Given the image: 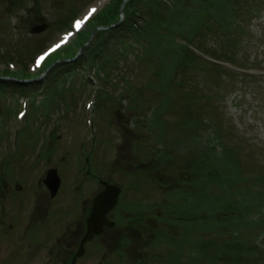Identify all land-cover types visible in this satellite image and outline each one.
Here are the masks:
<instances>
[{"label": "rangeland", "instance_id": "374dc122", "mask_svg": "<svg viewBox=\"0 0 264 264\" xmlns=\"http://www.w3.org/2000/svg\"><path fill=\"white\" fill-rule=\"evenodd\" d=\"M147 1L153 3L151 17L157 20L155 31L159 44H165V47L170 40H174L173 44L182 43L185 39L181 37V30L174 29L175 25L170 26L172 21H176L180 26L182 6L178 4L175 7L170 4L173 0ZM181 1L186 7L190 5L188 0ZM254 1L251 2L253 5L251 15L247 10L244 33L241 35L235 32L228 33L229 36L235 35L237 39L235 47L228 51L231 52L228 55L233 56L235 62L240 60L246 67L258 69L252 72L253 76L248 79L235 75L231 78L227 71L220 68H215L209 73L205 71L207 66L204 63L195 64L190 59H184L185 67L176 69L175 55L170 54L165 58L152 49V44H149L146 38L137 41L135 38L127 37L128 47L119 53L113 67H105L99 63L107 59L108 55L111 57L122 49V46H116L117 43L115 45L114 42L111 44L116 47L113 49L111 44L107 46L102 58L89 57L91 62L89 64L88 59L82 57L75 61V64H78L75 65V70L71 71L72 65H67V70L61 78L50 80L47 84L42 80L29 86H17L0 80V129L2 128L0 136L7 130L16 135L20 133L18 131L20 128H25L21 133L23 135L21 146L14 147L12 140L8 144L10 152L21 148L22 155L15 160L17 170H26L28 152L24 149L28 150L29 146L38 145V150L49 148L50 152L45 157L56 156L62 148L68 149L70 144H77L78 140L82 143L83 131L85 133L91 130V136L88 138L90 139L94 134L92 129L96 127L94 130L99 143L95 156L93 155L91 159L92 164L101 162L102 167H107L110 162L127 169L132 162L137 166L143 150L151 154L157 152L155 157L160 161L152 164L155 167L149 166L144 172L143 169L136 170L135 166L136 171L134 169L131 171L134 177L140 179L125 193L123 205L124 210H127L133 204L129 211L134 214L142 213L136 201L149 194L147 181L151 178L156 182L157 171H162V186L165 188L169 187L168 183L173 180L176 182L187 162L196 173L199 172L196 180L202 177L203 174H200L202 166L198 162L195 163L196 159L214 154L219 156L221 152V147L211 151L213 146L215 149L218 145L216 140L220 136L216 128L222 130V136L226 141L232 140L241 151L244 159L241 170L249 174L259 171L261 164L264 163V0ZM107 2L108 0H0V68L7 70L10 64H15L19 69V61H24L29 67L38 53L60 39L62 33L71 29L66 26L69 19L71 26L75 17H81L93 8L97 9L98 14ZM141 6L145 9L144 4ZM147 10L144 16L138 15L139 24H145L148 20ZM146 13L148 16H145ZM36 26H41L42 29L36 34H31V27ZM85 30L91 31L89 26ZM209 45H213L212 40L206 41L202 50L207 52ZM56 68L57 66H53L49 70L45 68L41 71L28 68V73L38 78L46 76L47 79H53ZM0 74L7 80L17 83L33 81L20 79L22 74L18 71H0ZM96 89H99L98 96L94 95ZM27 95L32 102L36 99L35 104H31L26 98ZM21 100L28 103L31 111L24 121L17 119V112L24 109L23 104L20 106ZM87 112L93 116L91 117L93 124L87 121L90 117ZM216 123L219 125L214 127ZM86 145L89 146L88 143ZM1 146L0 142V155L5 150V147ZM150 157L151 155L149 160ZM15 161L10 164L14 179L19 174L14 173ZM68 163L70 164V161ZM205 168H208L207 165ZM124 172L125 170L117 171V178L124 176ZM200 179L199 184L203 178ZM196 180L193 185L198 191ZM212 186L214 188V185H210ZM182 191V187H171L162 192L165 200L162 203V211L164 208L165 212L162 213L160 221L162 249L169 243V237L172 235L176 238L169 245L175 251L198 254L193 244H199L200 239L208 231L203 230L200 236L199 225L176 220L171 210L166 211L168 203L178 201ZM0 194L1 199L3 189ZM208 201L209 199L205 197L204 202ZM197 206L198 202L194 203L191 213H195ZM182 214L175 213L181 215L180 218L183 220L186 216L188 219L193 217L198 221L204 219L197 214L193 216ZM8 217L10 214L6 218ZM2 232L5 230L2 229ZM163 237L166 242L163 241ZM17 253L15 243L1 233L0 264H15ZM164 255L162 250V264H178L179 260L173 261L170 257L166 260ZM212 256L215 257L213 252L207 253L205 258L198 260V264H228L227 261L221 262L224 259L218 262ZM237 256L239 257V254L235 257ZM246 257L249 263L255 260L248 254ZM189 264H197V258L190 260Z\"/></svg>", "mask_w": 264, "mask_h": 264}, {"label": "trees", "instance_id": "16d2710c", "mask_svg": "<svg viewBox=\"0 0 264 264\" xmlns=\"http://www.w3.org/2000/svg\"><path fill=\"white\" fill-rule=\"evenodd\" d=\"M123 1L114 0L119 6ZM252 1L255 2L254 0H188L190 5L186 7L182 1L173 0L170 4L175 7L178 4L181 5L183 16L180 26L176 21L170 22V26L175 25L174 29L176 30L179 28L181 37L186 42L183 44L175 42L176 44H173L174 40H170L167 46L164 47L165 44H159L160 41L157 39L158 36L155 31L157 20H155V17H151L154 8L151 6L153 3L147 0H131L127 6V20L117 28L101 32L94 44L95 48L102 52L105 50V45L109 44L108 46H110L112 42L115 45L117 43L116 46H122V49H117L119 52L116 51L111 57L108 55L107 59L99 64L105 67L115 66L119 53L128 47L129 39L127 37L135 38L137 41L140 38H146L148 43L152 44V49L158 55L165 56V58H168L170 54L175 55L174 64L176 69L185 67L183 65L184 59H190L195 64L203 62L194 53L193 49L201 51L205 47V42L211 39L217 40L221 44L220 48L222 47V50L225 51V53L222 52L223 57L226 58L225 60L232 59L233 61L234 57L228 55L231 54L228 51L235 47L237 39L235 35L231 34L232 36H229L228 33L235 32L237 35L244 33L245 23L247 22L246 14L248 10L251 15ZM141 4H144L145 9L142 8ZM146 9H148L149 16L148 13L145 16H148L149 21L146 20L145 24H138V15L144 16ZM107 14L102 15L98 24L109 26L117 22V20L107 21ZM86 36L88 34L84 35L85 38ZM112 46L113 49L116 47ZM213 55L216 56L214 57L216 59H223L219 58L221 56L219 50H214ZM219 142L223 148L221 155L214 154L210 155V159H202L201 166L203 171L206 170V174H204L207 178L200 187L204 189L206 195H203L201 189L195 193V198L201 201L200 204L198 201L197 214L199 217H204L198 222L199 230L200 232L203 230L208 231L205 235L209 236L200 239L199 256L203 258L207 256V253L213 252L214 258L218 257L216 258L218 262L220 259H224L225 261L221 262L246 264L248 263L246 257L248 254L255 258V264H264V248H262L264 241L260 245L257 244V241H254L256 237L258 239L264 233V213L246 226H243L239 219H236L239 216L256 215L255 211L263 209L264 181L261 178L263 177L264 166L262 174L259 170L246 176L241 170L242 163L239 149L233 143L227 145L222 140ZM205 165L208 168H205ZM221 169H224V171ZM211 182L214 186L216 184L221 185L222 192L218 197L210 195ZM249 182H253V184L245 186L244 190L240 189L243 184ZM208 185L210 189L206 190L205 187ZM255 187L258 190H255ZM205 197L209 199L207 203L204 202ZM225 216L230 218L228 222L230 229L227 232L225 231L227 229L221 227L223 221L226 220L224 219ZM237 254H239V257H235Z\"/></svg>", "mask_w": 264, "mask_h": 264}, {"label": "flooded vegetation", "instance_id": "af4514ba", "mask_svg": "<svg viewBox=\"0 0 264 264\" xmlns=\"http://www.w3.org/2000/svg\"><path fill=\"white\" fill-rule=\"evenodd\" d=\"M52 167L58 168L62 177V167L56 164ZM43 179V175H31L5 183L0 199V228L7 235L15 233V240L29 250L31 259L41 261L47 250L51 249L53 255L49 258L50 264H71L88 231L87 219L92 203L102 190L104 180L89 175L79 181V186L74 189L62 177L59 194L51 198ZM27 212L32 216V223H27ZM8 214L10 217L6 218ZM114 216L115 210L110 218L115 220ZM56 217L58 223L53 222ZM119 228L116 225L94 235L85 245L83 258L75 261V264L93 263L101 259L104 241L116 245L114 249L117 247L115 256L119 255L118 259H129L130 264H146L145 252L141 253L143 257H139V263L127 256L126 253L131 254L129 248L133 246L132 240L126 227Z\"/></svg>", "mask_w": 264, "mask_h": 264}, {"label": "water", "instance_id": "95a60500", "mask_svg": "<svg viewBox=\"0 0 264 264\" xmlns=\"http://www.w3.org/2000/svg\"><path fill=\"white\" fill-rule=\"evenodd\" d=\"M40 30H41L40 28H36V29L33 30V32H34V33H38ZM109 193H110V192H109ZM109 193H108V194H109ZM108 194L105 193V195H104L103 197H101L100 202H99L98 205L96 206V210H95V212L98 210V208L100 209V207H101L100 203H101V202H102V203L105 202V200L107 199Z\"/></svg>", "mask_w": 264, "mask_h": 264}, {"label": "snow or ice", "instance_id": "6c2138e0", "mask_svg": "<svg viewBox=\"0 0 264 264\" xmlns=\"http://www.w3.org/2000/svg\"><path fill=\"white\" fill-rule=\"evenodd\" d=\"M91 11L94 13V12L96 11V9H95V8H93ZM57 47H58V45H57Z\"/></svg>", "mask_w": 264, "mask_h": 264}]
</instances>
